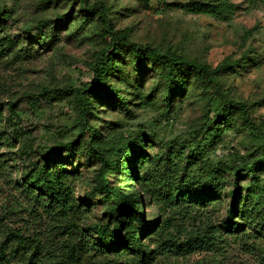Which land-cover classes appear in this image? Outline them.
Segmentation results:
<instances>
[{
    "label": "trees",
    "instance_id": "obj_1",
    "mask_svg": "<svg viewBox=\"0 0 264 264\" xmlns=\"http://www.w3.org/2000/svg\"><path fill=\"white\" fill-rule=\"evenodd\" d=\"M40 1L42 5L60 0ZM65 1L79 3L83 12L97 19L95 36L102 46L88 63L91 81L43 86L37 95L28 96L35 101L34 109L42 101L54 103L70 96L77 136L37 143L20 109L22 100H0V145H6V152L0 153V178L6 187V194L0 192V264H158L199 252L216 256L224 252L229 239L258 248L257 235L264 228L254 224L251 232L253 221L247 222L244 211L251 207L264 224V120L257 121L224 84L225 75L246 68L248 53L239 59L227 57L213 67L172 47L132 41L130 30L116 27L103 0ZM168 4L221 21L231 20L238 8L231 0ZM12 12L0 0V57L23 54L30 59L49 47L55 37L46 31L49 20L27 27L20 38L4 30V16ZM61 18L66 20L68 14ZM152 76L153 83L146 89L145 82ZM193 89L200 91L201 121L187 147L174 149V155L168 152L154 160L142 133L110 138L105 126L92 122L99 104L132 113L130 103L137 99L156 100L164 116ZM226 130L245 131L255 143L231 169L229 182L224 180L226 164L205 158V151ZM81 156L98 165L94 183L79 181L82 172L74 161ZM117 174L142 186L130 193L111 182ZM222 195L228 204L216 220L215 213L203 207ZM144 200L156 205L157 219L148 221ZM95 205L99 211L93 213ZM163 207H169L170 213L161 220ZM182 218L193 220L196 227L186 230L185 236L181 226L170 232L174 221Z\"/></svg>",
    "mask_w": 264,
    "mask_h": 264
},
{
    "label": "rangeland",
    "instance_id": "obj_2",
    "mask_svg": "<svg viewBox=\"0 0 264 264\" xmlns=\"http://www.w3.org/2000/svg\"><path fill=\"white\" fill-rule=\"evenodd\" d=\"M5 1L13 11L4 16L2 23L6 32L21 38L27 27L35 28L40 21L49 20L46 31L53 32L55 37L49 47L33 53L30 59H25L26 55L23 54L11 58L0 57V100H22L20 109L37 143L53 144L74 134L77 136L78 130L74 127L76 113L69 101L70 96L54 103L42 101L40 108L35 109L31 104L35 101L28 96L37 95L43 86L79 85L92 80L93 73L88 63L93 59L94 52L102 46L100 39L95 36L97 19L83 12L79 3L65 0L42 5L40 0ZM94 1L88 0L89 3ZM103 1L116 27L130 30L132 41L150 43L163 49L172 47L188 58H196L213 67L227 57L239 59L247 52L246 68L224 76L225 90L232 98L246 104L257 121L264 120V1L250 3L249 0H231L238 8L229 21L188 13L168 4L177 0ZM64 14H68L66 20L61 18ZM25 43L29 46L27 40ZM34 46L39 48L38 45ZM113 80L117 82L115 78ZM153 80L154 76L147 79L146 89H150ZM199 93V90L193 89L189 97L183 98L181 104L177 103L173 111L164 116L156 100L149 103L142 99L132 101V113L120 111L109 104H99L92 122L97 127L105 126L106 135L110 138L121 133L125 136L131 132L142 133V137L147 140L148 154L156 160L165 157L168 152L174 155V149L187 147L189 140H192L194 129L201 121ZM254 144L245 131L226 130L217 144L205 151V158L210 157L211 160L226 164L228 168L225 169L224 180L229 182V172L239 164L241 155L252 151ZM3 152H6L4 143L0 145V153ZM75 162L82 172L79 181L94 183L97 163L89 162L82 156L77 157ZM175 162H178L177 157ZM143 172L147 174L148 167H144ZM262 173L264 177V170ZM111 182L124 186L130 193H136L142 186L136 181L126 182L121 174L114 176ZM0 190L1 194H6L1 178ZM227 204L228 198L222 195L203 208L214 212L216 220H219ZM144 205L148 221L157 219L156 205L146 200ZM196 206L201 209L198 204ZM163 208L161 220L170 213L169 207ZM98 211L95 205L92 212ZM244 214L245 218H249L247 222L253 221L251 226L248 223L251 232L254 224L264 228L263 221L255 218L251 207ZM203 218L206 219V216ZM193 223L189 218L176 219V226L168 230L174 232L177 226H181L182 236H185L186 230L196 227ZM257 236L258 248L248 247L237 239H229L224 252L216 256L199 252L173 257L158 264H264V231Z\"/></svg>",
    "mask_w": 264,
    "mask_h": 264
}]
</instances>
